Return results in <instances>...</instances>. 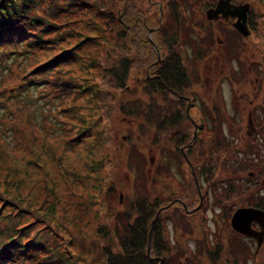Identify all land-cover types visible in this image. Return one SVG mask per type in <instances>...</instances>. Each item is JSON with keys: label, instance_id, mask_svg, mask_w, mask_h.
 Returning <instances> with one entry per match:
<instances>
[{"label": "trees", "instance_id": "trees-1", "mask_svg": "<svg viewBox=\"0 0 264 264\" xmlns=\"http://www.w3.org/2000/svg\"><path fill=\"white\" fill-rule=\"evenodd\" d=\"M158 1L160 0H0V58L11 57L13 61L21 59L27 68L17 87L38 88L36 75L26 77V74L36 66L31 63L34 54L43 55L44 59L37 64L35 71L53 74L57 87V92L54 93L62 105L61 111L78 116L77 136L73 138L85 133L83 139L87 142L75 156L78 168H73L63 157L55 156L56 150L51 147L46 149V157H38L41 163L35 164V178H39L38 171L41 168L45 174H51L55 168L64 172L62 182L55 181L44 186L45 193L23 196L21 188L30 183L31 174L26 168H9V178L6 177L2 186L0 183V264H158V255L163 257V264H171L172 249L166 248L165 235L161 230L164 213L179 209L182 214L179 219L184 220L185 231L190 229L186 223L188 217L180 203L175 202L174 206L171 204L161 210L152 226L151 221L157 210L170 203L173 198L190 197L186 201L192 202V197H195L194 202H198L193 182L182 175L183 166L178 165V174L181 175H174L168 164L169 155L165 161L161 156V160L157 161L158 166L146 174L144 166L136 165L133 162L134 154L130 153L127 163L134 176L132 195L123 203L125 208L117 210L110 207V201L108 204L102 195L105 191L112 199L118 194L115 181L102 189V182L107 176L101 172L106 165L111 167L112 161L118 157L112 156L108 151L113 141L108 140L104 122L108 120L107 114L111 115L114 110L117 99L115 91L131 92L141 84L151 98L148 102L140 97L127 99L120 101L118 105L124 117L142 120L138 124L136 135L132 132L127 135L129 140L136 138L132 146H136L137 153L143 157L138 140H148L150 149H161L168 142L169 152L172 122L178 124L184 116L178 110L172 115L170 110L171 77L167 61L171 38L176 39L177 54L184 41L191 46H199L202 51V42L198 41L199 36L194 28L196 24L205 31V55L216 42L213 32L215 22L206 19L203 22L194 14L196 8L202 12L214 3L213 0H162V9L156 7ZM249 1L252 4L248 11L251 34L260 35V32H256L259 31L258 20L264 14L256 11L255 6L261 7L264 12V0ZM183 10L190 14L189 19H185L183 24L178 22L175 31L171 32L175 12ZM152 28L154 32L151 41L147 34ZM220 30L226 31L223 26ZM189 33L194 37L191 38ZM262 36L264 37V33ZM241 43L242 41L231 38L220 47L225 54L239 61ZM161 44L165 45L162 48L165 55L163 54V60L156 61L154 45L160 47ZM190 59L192 62L196 61L191 56ZM54 73L59 74V78ZM184 75L189 77L190 82L193 81L198 75L197 67L191 65L187 68V73L181 71L178 74V85L184 81ZM154 94L160 95V100L153 97ZM175 101L182 105L185 103L178 98ZM214 106H217L216 103ZM209 115L211 114H207L203 126L199 127L198 137L205 143L204 154L208 166L206 182L211 188L210 195L214 197L215 203L227 206L229 203L233 204L237 197L247 201L252 193L250 187L238 184L233 175L230 177L235 169L232 154L226 155L228 160L224 157L221 162H217L215 168L212 166L214 151L217 153L218 149L228 144L235 147V130L231 128V137L219 133L215 125L218 117ZM229 116L232 120L234 114ZM207 131L210 132L208 136ZM204 133L206 135L202 136ZM161 134H164L163 139ZM191 134L192 132L190 136ZM177 137L182 142L183 135ZM212 139H216L214 150H208L211 148L208 143L211 145ZM48 141L46 144H49ZM248 144L249 149L252 148L250 143L245 142L244 151ZM182 156L179 155L176 161L185 165ZM49 162L51 167L47 168ZM5 164L0 161V169ZM250 164L253 166L247 160L242 161L240 171ZM162 166L165 170H162ZM220 167L226 169L223 177L229 176V183L221 191L218 188L221 179L213 172ZM251 170L258 173V170ZM21 171L25 175H20ZM159 177L166 180L161 182L160 193L169 189L170 194L174 195L170 199L152 194L151 188L158 183ZM171 178L176 180V193L170 188ZM8 184L10 185L6 187ZM186 188L190 195L182 194ZM255 193L259 192L252 193L254 199ZM262 198L261 196L260 201ZM117 200L120 202L119 195ZM204 202H207L206 199ZM227 210L223 218L227 219L229 225L228 213L231 210ZM202 251L207 253L203 248ZM190 254L192 257L184 261V264H202L199 259L202 254L199 257L194 253ZM209 260L215 262L216 259Z\"/></svg>", "mask_w": 264, "mask_h": 264}, {"label": "rangeland", "instance_id": "rangeland-1", "mask_svg": "<svg viewBox=\"0 0 264 264\" xmlns=\"http://www.w3.org/2000/svg\"><path fill=\"white\" fill-rule=\"evenodd\" d=\"M160 1L156 2L157 5H162ZM215 1L217 0H213L212 2ZM242 1L251 3L249 0ZM184 2L185 1H182V3ZM250 5L252 7V4ZM156 7L158 8V6ZM255 10H259L264 14V12L261 10V7L257 8L255 6ZM184 11L185 10L175 12L176 17L173 16L174 26L171 27V29L169 28L171 32L175 31L174 28L178 22L183 24L185 19H189L190 14L188 12L184 13ZM194 12L201 13L202 18L205 19L204 11L201 12V10L196 8ZM222 26L225 27L224 24L219 22L214 23V36L217 35L219 37H223L225 34L229 38H233L238 42L242 41V43L239 44L240 56L238 58L241 62H239L235 57L225 54L223 49L217 44V42H215L212 50L207 54V59L213 58V62H209L208 65L210 67L205 66V64L199 67L198 75L200 74V76L197 75L198 81L194 85L195 89H193L194 92L199 91V97L201 98L199 103L202 102L205 107L208 108L214 106L216 103L218 107H222L225 112H228L227 115H217L218 120L217 124L215 125H217L216 128L219 129V133L222 132L225 133V135L228 134L227 137H231V133H233L231 128H239L240 131V138H235L233 136L235 148H232V145L230 146L228 144L226 146L223 145L222 148L218 149V154L215 153V151L213 152L212 156H214L215 159L212 163V166H214V168L217 162H221L224 157H227V154H232V159L234 160L235 158V161L236 158L240 156L238 154L240 150L246 155V152L249 149V144L247 145L248 148L246 151H244V143L247 142V138H245V130H241L239 126L242 124V126L245 128L247 122V109L253 104L252 101H254L255 106V110L252 111L254 116L259 115L255 111L264 109V37L262 36V33H264V17L258 20L259 31H256L260 32L261 34L258 35L255 33V35L253 34L254 36L251 34L249 38H240L232 32L228 34L227 31L220 30ZM194 28L196 29L198 26L194 24ZM147 35L149 36V31ZM150 37L151 36H149V38ZM216 40L217 39L214 38V41ZM43 59V55L37 56L35 53L31 63L36 64V66L32 71H28L26 74V77H29L33 74L36 75L39 83V85H36L38 88L26 87L21 89L17 86L20 83L22 76H24L25 72L27 71L23 60L18 59L13 61L11 57L0 58V157H2V160L0 161H4L6 163L5 165H2L0 169V183L2 186V183L6 182V177L9 178L7 176V173L10 171L9 168H18L20 170L23 168L28 169L29 173L31 174V181L27 186H23L21 188V194L23 196H27L29 193H33L34 195L45 193L46 191L44 186L46 184H52L55 181L62 182L64 172L61 169L56 168L53 169L51 174H45L44 169L41 168L38 171L39 178H35L37 177V174L34 172L35 164L41 163L38 161V157L42 159L47 156L46 149L48 147L54 148L56 150L55 156L63 157L65 160H68V162L71 163L73 168H78V163L75 159V156L80 150H83L84 146L87 144V142L83 139L85 133H83V135L78 138H73V136H77L76 128L78 126V116H73L65 110H63V112L61 111L62 105L59 103L58 96L55 95L57 92V87H55L54 84L55 82L53 79V74L35 71V69L38 67L37 64L43 61ZM146 70H148V68ZM35 72L39 73L36 74ZM207 73L212 74L213 78H206L205 76ZM54 75L55 77L59 78V74L54 73ZM256 77L258 78V81H255ZM260 84L263 85L260 86ZM115 93L117 99L114 102V110H112L113 112L111 115L107 114L108 120H104V122H106L105 129L108 140L113 141V144L110 145L108 151L112 156L118 157H115L114 161H112V168L106 165L105 170H101V172L107 176L106 180L102 182V189L104 190L107 185L109 186L112 181H115L117 183L116 192L118 194L112 199L105 191L102 195H104L103 198L106 199L108 204L110 201V207H114V209L117 210H123L125 208V204H123L124 201L127 202L132 195L131 186L133 184L132 179L134 172H131L132 169L128 168L127 160L129 154H134L133 162L138 166H144L146 174H148L147 171L150 172L158 166L157 161L161 160V156L165 161L166 157L170 154H168L167 150L168 142L166 145H162L160 147L161 149H150L148 148L147 144L149 143L148 140H138L139 150L143 154V157H141V155L137 153L136 146H132V144L135 143L136 138H131V140L127 139V135L130 132L136 135L138 124L142 120L126 116L124 117V114L119 111L118 105L120 101L127 99L133 100L137 97H140V99H142L144 102H148L151 98H149V95L143 89L141 84L131 92L122 93L121 90H117ZM153 97L158 99L161 98L160 95L156 94H154ZM240 107L243 108V111L240 112L239 110L237 113L235 109L237 110ZM231 113H234L232 120L229 118V114ZM261 113V116L257 118L259 128L257 133L254 135L257 140V147L259 149V155H255L257 156L256 163L258 166H256V163L254 165L255 167H253L251 164L248 166L245 165L244 168H242L243 170H241L243 171L246 178L248 177L247 172L251 169L261 170L263 173L261 176L264 177V159L259 157L260 155H263L264 157V111H261ZM209 116L212 117L213 115ZM72 123L73 125L71 126ZM206 133L207 136L210 135V132L207 131ZM234 134L236 133L234 132ZM205 135V133L202 134V136ZM161 136L163 139L164 134H161ZM45 140H49L47 142L49 144H46ZM215 140L216 139L211 140V145L208 143V147H211L208 148V150H214ZM73 142L74 144H72ZM66 146L68 148H65ZM250 150L252 151L253 148L249 149L248 152H250ZM251 155L253 154H250V156ZM228 158L229 157L226 159L228 160ZM149 160L150 163L148 162ZM232 163L235 165L234 162ZM50 165L51 162H49L46 167L48 168ZM5 166H8V168ZM170 166L172 169L175 168L172 163ZM161 168L162 170H165L164 166ZM177 171L178 168L175 170L176 174H178ZM213 172H216V177L221 179L220 185L218 186L221 191L229 183V176H227L228 178L223 177V175L226 174V169H223L222 167L219 169L216 168ZM20 175H25V173L21 171ZM182 175H184V173ZM232 175L233 173L230 174V177ZM157 181L158 183L155 185V187L151 188V192L154 196L160 195V197H164V199H168L167 197L170 199L172 196H174L170 194L169 189H167V192L161 191L162 193H160L161 182L166 180H163L159 177ZM175 182V179L171 180L170 188L176 193L178 188L176 187ZM9 185L10 184H8L6 187ZM251 186L253 192H259L254 194L255 200L259 199L261 196H264V186H262V184L257 182V186L250 185L249 187L251 188ZM62 188L65 189V186ZM252 191L250 190V192ZM118 195H121L120 202L117 200ZM206 201L209 204H216L213 203V196H208ZM167 202L165 201V203ZM240 202H242V200L238 201L235 199L233 204L229 203L228 206L224 207L232 211L235 209L236 205H239L238 203ZM209 207L210 208L205 211L208 224L204 226L205 231H203V234L205 238L203 240L200 233H196L195 231L188 233L185 231L183 228L185 222L184 220L179 219L182 215L179 209L174 210L173 212L168 211L164 213L165 216L162 219L161 230H163L165 235L166 248L172 249L171 264H184L185 258L190 255V252H193L196 245H199V248L200 246L207 247L210 246L212 242L214 246L216 240H222L224 245H226L227 238L225 236L229 235L226 231V228L222 226L219 229V235H217L216 231V224H219L222 210L219 209V207H213L212 205ZM177 219H179V221H177ZM102 221L103 219L101 222ZM227 226L228 224H226V227ZM114 243H116V241ZM222 248L223 247L221 246L220 251H223ZM205 250L207 252V249ZM164 252L167 255V252ZM261 253L262 251L257 254L254 259L248 260V262L250 264H264V256ZM195 254L197 257H199L201 252L196 251L194 252V255ZM199 259L202 264L211 263L209 262L208 257L200 256Z\"/></svg>", "mask_w": 264, "mask_h": 264}, {"label": "flooded vegetation", "instance_id": "flooded-vegetation-1", "mask_svg": "<svg viewBox=\"0 0 264 264\" xmlns=\"http://www.w3.org/2000/svg\"><path fill=\"white\" fill-rule=\"evenodd\" d=\"M245 1L242 0H230L229 1V5H239L241 3H243ZM216 3V1L210 5V6H214V4ZM161 7L162 5H158V7ZM208 6V7H210ZM159 7V8H160ZM207 7V8H208ZM162 9V8H161ZM206 10V9H205ZM205 10H204V16H205ZM195 16L197 17V19H200L201 21L204 22V19L201 16V13H196L194 12ZM162 15V13H161ZM161 18V16H160ZM206 19V16H205ZM209 22H219L221 24L225 25V29L228 32V34L230 32H232L233 34L239 36L240 38H249L251 36V29L249 26V18H248V12H247V17H246V26L249 29L250 33L247 36H242L234 27H233V23L236 21V17H232V16H228L226 18H218V19H211L208 20ZM196 32L198 33V41L202 42L203 48L202 51L200 50L199 46L197 45H190L189 43H186L184 41V43H181L179 50L180 52L177 54L176 53V49L177 47H175V38L172 37L171 38V42H170V47H169V52H168V71L170 73V77H171V87H169V91L171 92V98H172V106H171V113L172 115L175 114V112L181 111L183 112L184 116L180 119L179 123L181 124H177L175 122H172V126L170 128V140H169V156L168 158H170V160L173 161H169V165H174L175 168L172 169V174H176L175 170L178 168V165L180 164V166H183V171H184V177L185 178H189L191 179V181L194 184V189L195 192L197 193L198 196V202H194L195 197H192V202H187L186 200H189V198L187 199H183V198H173V200L175 201H171L168 207L171 206V204L178 202L180 203V207L183 208L184 212L186 213V216L188 217L186 220L187 225L190 227L189 231H186L188 233L191 232H196V233H200L202 235V240L205 238L203 231L204 230V226L207 225V218L205 215V211H207L208 208H210L209 206L212 205L213 207H219V209L222 210L221 213V219L219 220V224H216L217 227V235H219V229L224 226V228H226V231L228 232L229 235L225 236L227 238L226 240V245H224V242L222 240H219L215 242V245L213 246V243L211 242L210 246H203L201 247V251H199V245H196V247L194 248L193 252L190 253H194L196 251L201 252V254L203 255L202 257H208V259H213L215 260V262L210 261L209 262H213L212 264H250L248 262V260L250 259H254L255 256L257 254H259L262 251V255L264 256V233H263V238L261 240L260 245H258V241L255 237L252 236H247L244 235L242 233H240L239 231L233 229L230 225V216L233 213L232 211H234L235 209L239 208V207H256V208H260L264 210V198L262 201H260V198L255 200L253 197V191H252V186L250 188V190L252 191V193L249 196V200L247 201H242L240 203H238L239 205L235 206V209H233L230 213H229V218H228V223L229 225L226 227L227 224V220L226 218H223V216L226 215V212H228V210L224 207L227 206L226 204H209L208 202H204L205 199L208 198V196L210 195L211 192V188L207 186V182H206V173H207V161L205 158V143L202 141H200L199 137L200 133H198V131L200 132L199 127L203 126V123L205 121V118L207 117V114H211L214 117H217V115L219 114H223V115H227L228 112H225L223 110L222 107H218L217 106H211V107H205L204 104L202 102L199 103V101L201 100V98L199 97V91L194 92L193 89H195L194 85L195 83L198 81V76H200V74L195 77V79L193 81L190 82L189 77H187L186 75H184V81L178 85V74L181 71H184L185 73H187V68L190 67L191 65H194L197 67V71L199 73V67L203 64H205V66H209V62H213V58L207 59V54L205 55V43H204V38L205 36L204 33L205 31L201 28H196ZM154 32V28H152L151 30H149V36L151 35V37L148 38L152 41V33ZM213 32L214 29H213ZM189 36L191 38H193L194 36H192V34L189 33ZM215 38L217 39L216 42L219 46H221L223 44V42H227L228 40H230L231 38H229L227 35H223V37H219L217 35H215ZM185 39V38H182ZM165 45L161 44L160 47H157L156 45H154L155 51H156V56L159 54L160 58L156 61L159 60H163V54L165 55V53L163 52L164 49H162ZM162 51V52H161ZM177 55H179L180 57H178ZM190 56L193 58H196L195 62H192V60L190 59ZM253 63V61H252ZM177 64H180L181 66H177ZM210 67V66H209ZM181 70V71H179ZM213 75L210 73L206 74V78H213ZM255 81H258V78H255ZM206 82V81H205ZM263 84H260V86ZM217 95V94H216ZM175 98L178 99H182L183 101H185L184 105L182 104H178L175 101ZM197 99V101H196ZM198 102V104H197ZM253 104L251 105V107H249L247 109V122H246V126L245 128L242 126V124L239 126L241 130H245V138H247V143H250L253 150L250 152H246V155L243 153V151H239L236 152L238 153L240 156L235 158L234 160H232V162H234V166L235 169L233 171V176L236 180V182L239 184H247L248 186L250 185H254L257 186V182H259V184H262V186H264V177L261 176L263 173L261 170H258V173L255 172L254 170H249L247 172L248 177L246 178L243 171H240L239 165L241 164V161L243 160V162H245L247 160L248 163H252L253 166L255 165V163L257 162V156L255 155H259V149L257 147V140L255 138V134L257 133V130L259 128L258 125V120L257 118H259L261 116V111H264V109H259V111H255L257 112L259 115L258 116H254L252 114V111L255 110V106H254V101H252ZM251 102V103H252ZM242 107L238 108L237 110H235L237 113L242 112L243 108ZM232 114V113H231ZM234 114V113H233ZM248 114H250V119L252 121V125L248 124ZM218 120V118H217ZM238 126V124H237ZM252 127L254 129H252ZM244 128V129H243ZM234 132L236 134H234V137H238L240 138V131L239 128H234ZM192 132L191 136L190 133ZM243 134V133H242ZM181 136L183 135L182 138V142H180V140L178 139L177 136ZM201 142V143H199ZM235 148V147H234ZM238 148V147H236ZM251 148V149H252ZM241 152V153H240ZM250 154H253L250 156ZM179 155L183 157V159L185 160V165H182L181 163H177L176 159L179 158ZM260 158H263V155L259 156ZM210 161V160H209ZM213 163V162H211ZM256 166L257 163H256ZM177 173H179V170L177 171ZM173 175V176H174ZM261 177V179H260ZM259 179V180H258ZM247 180V181H246ZM258 180V181H257ZM189 188V187H188ZM188 188L185 189L184 193L182 192L183 195H190V191L188 190ZM211 196V195H210ZM264 197V196H263ZM236 200L240 201L241 198L237 197L235 198ZM215 203V202H213ZM168 205V204H167ZM175 204H173L174 206ZM251 227L255 230H260V224L256 221L251 222ZM200 235V237H201ZM199 237V238H200ZM223 247V251H220V247ZM203 249L207 248V253H204L202 251ZM210 249V250H208ZM163 252H161L162 254ZM192 257V254H190L187 258H185V261H187L189 258ZM163 257H161V255H158L157 259L159 260L158 264H163ZM210 263V264H211Z\"/></svg>", "mask_w": 264, "mask_h": 264}, {"label": "water", "instance_id": "water-1", "mask_svg": "<svg viewBox=\"0 0 264 264\" xmlns=\"http://www.w3.org/2000/svg\"><path fill=\"white\" fill-rule=\"evenodd\" d=\"M230 0H217L214 6H210L205 10V16L208 20L226 18L229 15L236 17V21L232 24L233 27L242 35L247 36L250 31L246 26V17L249 10V2L241 3L237 6L229 5ZM160 58L157 55V60ZM248 124L252 125L250 114H248ZM252 129H254L252 127ZM121 199V195H120ZM175 201V200H173ZM172 201V202H173ZM170 204L160 207L153 220L151 226L158 219L159 213L163 208L168 207ZM256 221L260 224V230H255L251 227V222ZM230 225L233 229L240 233L255 237L260 245L264 233V210L256 207H239L233 211L230 216ZM151 232V229H150ZM149 250V249H148Z\"/></svg>", "mask_w": 264, "mask_h": 264}]
</instances>
